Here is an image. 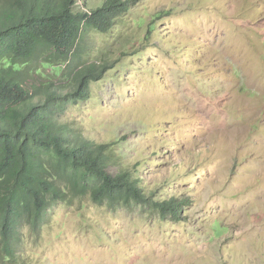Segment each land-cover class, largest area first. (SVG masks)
<instances>
[{
    "label": "rangeland",
    "instance_id": "374dc122",
    "mask_svg": "<svg viewBox=\"0 0 264 264\" xmlns=\"http://www.w3.org/2000/svg\"><path fill=\"white\" fill-rule=\"evenodd\" d=\"M146 9L156 33L128 22L126 36L102 38L117 65L62 123L111 146L132 174L144 167L134 176L155 201H181L182 222L57 204L38 238L21 232L14 264H264V0Z\"/></svg>",
    "mask_w": 264,
    "mask_h": 264
},
{
    "label": "trees",
    "instance_id": "16d2710c",
    "mask_svg": "<svg viewBox=\"0 0 264 264\" xmlns=\"http://www.w3.org/2000/svg\"><path fill=\"white\" fill-rule=\"evenodd\" d=\"M146 11V0H0V264L20 261L21 232L38 238L57 204L87 199L113 213L137 208L182 222L181 201H155L134 176L144 167L132 174L111 146L62 123L116 64L102 38L126 36L128 22L143 37L145 28L156 33Z\"/></svg>",
    "mask_w": 264,
    "mask_h": 264
}]
</instances>
